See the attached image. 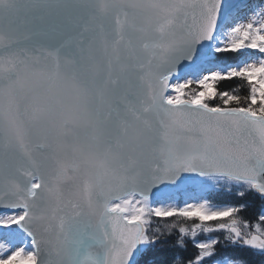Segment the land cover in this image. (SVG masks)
Masks as SVG:
<instances>
[{"label": "snow or ice", "instance_id": "snow-or-ice-1", "mask_svg": "<svg viewBox=\"0 0 264 264\" xmlns=\"http://www.w3.org/2000/svg\"><path fill=\"white\" fill-rule=\"evenodd\" d=\"M239 2L0 0V264H264V207L238 215L264 201V0Z\"/></svg>", "mask_w": 264, "mask_h": 264}, {"label": "trees", "instance_id": "trees-1", "mask_svg": "<svg viewBox=\"0 0 264 264\" xmlns=\"http://www.w3.org/2000/svg\"><path fill=\"white\" fill-rule=\"evenodd\" d=\"M242 58L235 54H228V55H221V61L223 65H228L230 63L239 62ZM239 86V87H238ZM219 89L221 91L228 90L232 91L235 90V94L246 96L247 95V88L243 85V82L238 79H233L231 81H224L219 84ZM208 198L216 204H224V205H231L240 203V198L235 194L234 191L229 192L226 189H216L213 190ZM248 207L243 210L239 216L243 219L248 220L250 223H254L257 217V214L261 211V208L264 207V201H261L257 197H249L246 201ZM175 219V218H169ZM216 236H222L221 233H214ZM204 235L198 236V239H205ZM221 248L224 247L223 244L220 245Z\"/></svg>", "mask_w": 264, "mask_h": 264}, {"label": "rangeland", "instance_id": "rangeland-1", "mask_svg": "<svg viewBox=\"0 0 264 264\" xmlns=\"http://www.w3.org/2000/svg\"><path fill=\"white\" fill-rule=\"evenodd\" d=\"M247 15L246 13V6H245V3L242 4L237 11H235L234 13H232V16L236 17L238 20L240 21H243V19L245 18V16ZM230 65V64H229ZM229 65H220L221 67H227ZM183 75V73H182ZM175 196V199L172 201L173 203H179V204H182V202L184 200H188L189 199V196L188 195H183V194H173ZM213 203V202H212ZM215 205H224V204H216V203H213ZM215 223V222H213ZM201 235H204V234H201ZM212 236H216L214 233L211 234ZM205 236V235H204ZM206 237V236H205Z\"/></svg>", "mask_w": 264, "mask_h": 264}, {"label": "water", "instance_id": "water-1", "mask_svg": "<svg viewBox=\"0 0 264 264\" xmlns=\"http://www.w3.org/2000/svg\"><path fill=\"white\" fill-rule=\"evenodd\" d=\"M245 1L246 0H241V2L236 3V6L232 9V11L235 10L236 8H238L240 6V4L245 2ZM230 2H235V0H230ZM187 63H188L187 61L183 62V64H187Z\"/></svg>", "mask_w": 264, "mask_h": 264}]
</instances>
